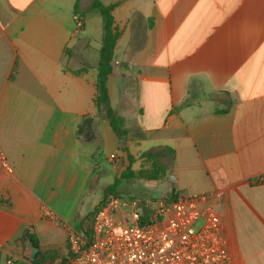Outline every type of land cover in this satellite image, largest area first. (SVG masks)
<instances>
[{
  "label": "crops",
  "instance_id": "0c3cea01",
  "mask_svg": "<svg viewBox=\"0 0 264 264\" xmlns=\"http://www.w3.org/2000/svg\"><path fill=\"white\" fill-rule=\"evenodd\" d=\"M95 1L120 32L107 88L123 136L94 103ZM0 147L4 260L30 232L73 264L69 234L114 181L105 161L137 171L162 149V197L215 194L233 264H264V0H0Z\"/></svg>",
  "mask_w": 264,
  "mask_h": 264
},
{
  "label": "built area",
  "instance_id": "2783aa9c",
  "mask_svg": "<svg viewBox=\"0 0 264 264\" xmlns=\"http://www.w3.org/2000/svg\"><path fill=\"white\" fill-rule=\"evenodd\" d=\"M0 165L11 169L1 147ZM222 233L215 194L176 193L147 204L109 195L68 244L73 264H233Z\"/></svg>",
  "mask_w": 264,
  "mask_h": 264
},
{
  "label": "trees",
  "instance_id": "16d2710c",
  "mask_svg": "<svg viewBox=\"0 0 264 264\" xmlns=\"http://www.w3.org/2000/svg\"><path fill=\"white\" fill-rule=\"evenodd\" d=\"M93 8L101 14L103 19V26H104V36H103L102 46L100 48V59L97 66V78H96L97 94L94 103L96 105L98 114L109 121L110 126L112 127L114 132L123 136L125 135V132L122 127L123 125L122 119L109 105V94L107 88L108 77L113 71L112 61L114 57V50L120 36V32L115 25L114 18L112 15L114 6H104L99 1H95L93 3ZM74 14L77 21L83 22L82 17L80 16L79 13L78 1H76L74 5ZM91 123L92 120L90 118L83 119L82 123L80 124L79 133L81 134V132L84 131L85 129H90ZM155 154H152L151 152H147L143 156L154 157ZM124 175L136 176L137 178L145 181H157L158 179L162 180L165 177L166 171L164 170L158 175L156 172L153 171V168L142 169L138 172H135L131 169V167H129ZM119 185H120V180L115 179L111 185L104 187L103 199L95 209V212L104 203V201L109 195L117 196L116 191L118 190ZM175 194L176 193L171 192L169 197L174 198ZM147 220H148V216L145 219H143L144 222H146ZM25 236L27 239L31 241V246L34 249L40 250L39 242L36 236L28 235V234ZM53 252L56 253L57 251L56 250H53L52 252L40 251L39 255L37 256L38 258H35L32 261V264H53V261L56 258ZM47 256H49L48 257L49 259H47ZM1 260H2V253L0 252V264H1Z\"/></svg>",
  "mask_w": 264,
  "mask_h": 264
},
{
  "label": "rangeland",
  "instance_id": "374dc122",
  "mask_svg": "<svg viewBox=\"0 0 264 264\" xmlns=\"http://www.w3.org/2000/svg\"><path fill=\"white\" fill-rule=\"evenodd\" d=\"M148 152H151L152 154H155L154 157L152 156H143L145 153H143L142 155L139 156V158L144 159L140 161V166L137 171L138 172L142 169H144V166L147 165L149 163L150 167L149 168H153V171L156 172L158 175L162 172V171H166L167 167L169 166V154L162 149H155V150H150ZM129 162H133L131 159ZM121 163L118 161H113L110 160L109 162L105 161V166L111 170V177L112 179H119L120 180V185L118 190L116 191L117 197H121V198H127V199H136L139 202H141L142 204H147L149 201L152 200H160V199H165L166 197H162V189H164L163 185H164V181L161 180H157V181H145L142 179L137 178L136 176H130V175H124L126 170L130 167H126L122 172H121ZM117 169L116 171L115 168ZM164 169V170H163ZM134 171V170H133ZM117 177V178H116ZM103 199V197H102ZM99 205V203L85 216H82L80 218V223H79V229H82V224L91 219L93 214L95 213V209L97 208V206ZM32 235V233L30 232H26L25 235ZM22 246V251H20L18 249L16 256L17 259H13L14 263L13 264H32V261L35 259L33 257L34 254V248L31 246V242L29 239L26 238L25 243H21L19 244V248ZM28 247V248H27ZM27 248V249H26ZM69 250V247H68ZM70 254V252H69ZM58 258H61L59 260V264H67V258L66 255H62L59 254L57 256ZM38 258V257H37ZM1 264H7V259H3L1 260Z\"/></svg>",
  "mask_w": 264,
  "mask_h": 264
},
{
  "label": "water",
  "instance_id": "95a60500",
  "mask_svg": "<svg viewBox=\"0 0 264 264\" xmlns=\"http://www.w3.org/2000/svg\"><path fill=\"white\" fill-rule=\"evenodd\" d=\"M125 140H126V138H125V137H121V142H120L119 146H123V145H124V143H125ZM38 252H39V250H38V249H36V250H35V253L37 254ZM33 257H34V258H36L37 256H36V255H34Z\"/></svg>",
  "mask_w": 264,
  "mask_h": 264
}]
</instances>
